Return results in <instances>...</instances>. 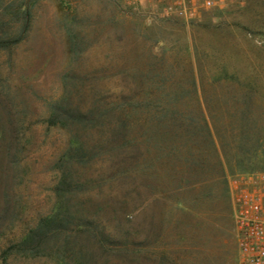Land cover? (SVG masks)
Here are the masks:
<instances>
[{"label":"rangeland","instance_id":"rangeland-1","mask_svg":"<svg viewBox=\"0 0 264 264\" xmlns=\"http://www.w3.org/2000/svg\"><path fill=\"white\" fill-rule=\"evenodd\" d=\"M65 96L120 115L80 131L92 152L72 164L73 133L46 123ZM71 170L113 236L95 264H237L229 183L264 172V0L190 20L114 0H0V264H61L6 250L56 211Z\"/></svg>","mask_w":264,"mask_h":264},{"label":"trees","instance_id":"trees-1","mask_svg":"<svg viewBox=\"0 0 264 264\" xmlns=\"http://www.w3.org/2000/svg\"><path fill=\"white\" fill-rule=\"evenodd\" d=\"M48 107L47 125L69 128L73 133L72 139L75 140L70 144L63 164L82 161V158L92 152L90 151L92 149H88L81 141L80 131L96 129L102 134L106 131L110 119L116 116L113 115V110L106 108L99 99L92 100L88 106H82L73 104L70 96H65L63 100L50 103ZM119 116L118 114L116 117ZM125 126L124 122H120L117 130H111V134L124 136ZM73 173V170L63 172L61 184L55 188L59 197V207L56 211L41 218L20 242L6 250V254L55 257L61 264H66L64 262L66 260L73 264H95L99 250L105 251L104 248L113 236L108 231L109 228L103 224L104 221L97 216L102 207L96 205L94 208L88 205L87 201L77 197L76 188L80 185L67 180ZM64 184L68 188L67 194L63 190ZM127 216L128 206L125 203L119 209H112V219L121 224L129 222Z\"/></svg>","mask_w":264,"mask_h":264},{"label":"built area","instance_id":"built-area-1","mask_svg":"<svg viewBox=\"0 0 264 264\" xmlns=\"http://www.w3.org/2000/svg\"><path fill=\"white\" fill-rule=\"evenodd\" d=\"M135 11L154 9L163 17L190 20L222 7V0H114ZM230 199L238 249L237 264H264V172L236 175Z\"/></svg>","mask_w":264,"mask_h":264}]
</instances>
